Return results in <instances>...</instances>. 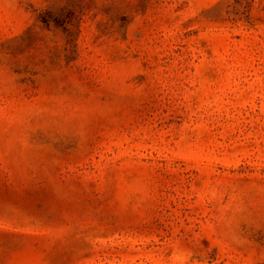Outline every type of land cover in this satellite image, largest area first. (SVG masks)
Here are the masks:
<instances>
[{
	"label": "rangeland",
	"instance_id": "rangeland-1",
	"mask_svg": "<svg viewBox=\"0 0 264 264\" xmlns=\"http://www.w3.org/2000/svg\"><path fill=\"white\" fill-rule=\"evenodd\" d=\"M0 264H264V0H0Z\"/></svg>",
	"mask_w": 264,
	"mask_h": 264
}]
</instances>
